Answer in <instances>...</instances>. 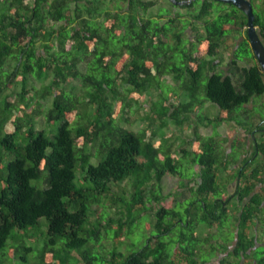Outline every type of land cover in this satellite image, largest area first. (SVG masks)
I'll use <instances>...</instances> for the list:
<instances>
[{"label":"trees","instance_id":"1","mask_svg":"<svg viewBox=\"0 0 264 264\" xmlns=\"http://www.w3.org/2000/svg\"><path fill=\"white\" fill-rule=\"evenodd\" d=\"M250 1L264 41V0ZM168 2L0 0L3 263L264 264V71L247 17ZM167 75L184 98L147 96L144 127H125ZM224 122L238 130L221 135ZM167 174L179 186L164 194ZM145 213L155 232L138 245Z\"/></svg>","mask_w":264,"mask_h":264},{"label":"rangeland","instance_id":"2","mask_svg":"<svg viewBox=\"0 0 264 264\" xmlns=\"http://www.w3.org/2000/svg\"><path fill=\"white\" fill-rule=\"evenodd\" d=\"M156 2V5L154 7H152V11H156L158 10L159 6H169V2L168 0H154ZM227 44H230L232 42V40L228 39L227 40ZM225 58L228 57V50H226L224 52ZM51 79V75H47L45 78L40 79V80H32V84H35L36 86H40L42 83H49ZM163 83L161 86V92L157 93V92H152V90H150V92L148 93L147 91L142 93V97L141 100L144 101L142 106L136 108L135 106L133 107L132 111H130L128 113V119L129 121H123L122 124L129 128L132 129L134 131H138L140 129H142L144 127V123L145 121L142 119V116H144L146 114V112L149 111L150 109V104L147 101V96H153L157 99V103L156 106H160L162 103V99L164 97H168L169 99L173 100L174 102H176L178 100V98H180V100H182L184 98V95L182 96L181 92H180V86L179 84L175 83L174 80L172 79L171 75H167L165 77L162 78ZM72 85L75 86V90L78 93L79 89H80V83H75V81L72 83ZM67 87L69 88L70 85H67ZM182 96V97H181ZM199 98H204V94L203 92H199ZM255 101L260 100L259 97L255 96ZM248 107H250V105H248ZM218 107L213 104V103H206L204 105V107H202L200 109L201 112H203L206 115L212 116L214 114L218 113ZM257 110H259L260 112H262L264 114V106L260 105L257 106ZM199 111V110H198ZM37 127H41V124H36ZM235 128L238 130V128L235 126ZM233 128V126L230 123H222L219 127H218V131L221 135H225L227 134L231 129H235ZM235 129V130H236ZM200 131L202 134H210L211 130L209 127H205L203 125L200 126ZM168 131L163 129V133H167ZM93 162H96V159H92ZM178 178L172 175H165L162 179V189H163V193L166 194L168 192H173L175 190L178 189ZM233 190L232 188L230 189V191ZM180 191V190H179ZM178 196V195H177ZM176 196V197H177ZM174 195L169 196L168 199L165 201V205L166 206H172L174 204ZM181 196H178L177 199H179ZM234 203L230 202V206H233ZM151 217L149 216V214H143L139 221L134 225V227L136 226L135 229H133V232L128 235L129 240L133 243H136L138 245H140L142 243V241L144 240V238L151 233V231L155 232V229H153L150 225V220ZM150 220V221H149ZM228 223H231V218L229 220ZM202 235H205L208 230L206 228H201L200 230ZM259 235H261V237L263 236V243H264V233H259ZM228 236H231V233L228 234ZM3 257V255H2ZM7 260L5 261V263H3V260H1V253H0V263L1 264H11V262L9 261V259L7 257H4Z\"/></svg>","mask_w":264,"mask_h":264},{"label":"water","instance_id":"3","mask_svg":"<svg viewBox=\"0 0 264 264\" xmlns=\"http://www.w3.org/2000/svg\"><path fill=\"white\" fill-rule=\"evenodd\" d=\"M225 3H231L235 7L239 8L247 17L246 35L250 48L255 56V59L261 69L264 71V41L260 36L258 30L254 25V12L253 6L250 0H216ZM177 2V1H175ZM189 2V0H187ZM264 131V129H262Z\"/></svg>","mask_w":264,"mask_h":264},{"label":"flooded vegetation","instance_id":"4","mask_svg":"<svg viewBox=\"0 0 264 264\" xmlns=\"http://www.w3.org/2000/svg\"><path fill=\"white\" fill-rule=\"evenodd\" d=\"M241 32V31H240ZM238 38H236V39H234L233 37H232V39L236 42L237 41V39H239V36L240 35H236ZM262 129H264V128H262Z\"/></svg>","mask_w":264,"mask_h":264},{"label":"crops","instance_id":"5","mask_svg":"<svg viewBox=\"0 0 264 264\" xmlns=\"http://www.w3.org/2000/svg\"><path fill=\"white\" fill-rule=\"evenodd\" d=\"M223 55H224V54H223ZM206 103H208V102H206ZM206 103H205V104H206ZM205 104H204V105H205ZM199 131H200V126H199ZM200 132H201V131H200ZM210 134H211V133H210ZM206 135H208V134H206Z\"/></svg>","mask_w":264,"mask_h":264}]
</instances>
